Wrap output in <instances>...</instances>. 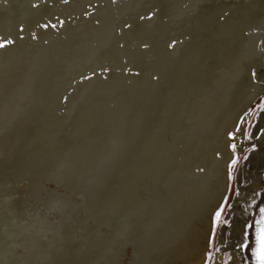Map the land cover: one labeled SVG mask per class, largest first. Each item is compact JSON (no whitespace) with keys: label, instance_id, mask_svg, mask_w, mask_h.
Instances as JSON below:
<instances>
[{"label":"bare ground","instance_id":"6f19581e","mask_svg":"<svg viewBox=\"0 0 264 264\" xmlns=\"http://www.w3.org/2000/svg\"><path fill=\"white\" fill-rule=\"evenodd\" d=\"M262 26L264 0H0V264H204Z\"/></svg>","mask_w":264,"mask_h":264},{"label":"rangeland","instance_id":"374dc122","mask_svg":"<svg viewBox=\"0 0 264 264\" xmlns=\"http://www.w3.org/2000/svg\"><path fill=\"white\" fill-rule=\"evenodd\" d=\"M179 2L183 0H178ZM37 5L38 2H35L34 6ZM158 6H143L141 9L144 13L152 14ZM263 28L264 26H262V31ZM254 30L257 34L261 32L260 28ZM261 35L257 49L264 53V32ZM1 38L3 37H0V43L10 45L7 40ZM175 41L178 40L175 39ZM143 49L148 51L145 47ZM252 80L263 91L258 101L242 118L238 129L239 137L231 144L234 158L228 169L229 189L224 203L217 212L220 213V217L219 221L216 217L211 244L204 264H214L216 256H222L221 264H236L237 262L257 264L253 256L256 247L255 234L259 227L257 222L262 216L260 209L264 208V68L258 73L254 71ZM248 225H251V228ZM131 252L132 250L129 249L128 257L124 258L126 262Z\"/></svg>","mask_w":264,"mask_h":264},{"label":"snow or ice","instance_id":"6c2138e0","mask_svg":"<svg viewBox=\"0 0 264 264\" xmlns=\"http://www.w3.org/2000/svg\"><path fill=\"white\" fill-rule=\"evenodd\" d=\"M7 43H12L8 41ZM5 43H0V48L5 47ZM235 163V162H234ZM262 213L261 219L257 222L259 225L256 234H255V250L253 251V256H255L257 264H264V208L260 209ZM220 213H217V220L219 221ZM251 228V225H248ZM247 247V245H244Z\"/></svg>","mask_w":264,"mask_h":264},{"label":"water","instance_id":"95a60500","mask_svg":"<svg viewBox=\"0 0 264 264\" xmlns=\"http://www.w3.org/2000/svg\"><path fill=\"white\" fill-rule=\"evenodd\" d=\"M233 158H234V156H233ZM227 171H228V169H227ZM21 183L24 184L25 182H21ZM51 186H52V187H56V186H57V185H56V182H52V183H51ZM227 193H228V178H227V186H226V188H225V191H224V193H223V195H222V198H221L220 202L218 203V205H217V207H216V209H215V211H214L213 218H214V216L217 214V212L219 211L221 205L223 204L224 199H225ZM32 205H35V203L32 202Z\"/></svg>","mask_w":264,"mask_h":264}]
</instances>
